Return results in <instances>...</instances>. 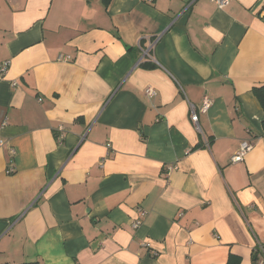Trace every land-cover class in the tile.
I'll use <instances>...</instances> for the list:
<instances>
[{
    "label": "crops",
    "instance_id": "1",
    "mask_svg": "<svg viewBox=\"0 0 264 264\" xmlns=\"http://www.w3.org/2000/svg\"><path fill=\"white\" fill-rule=\"evenodd\" d=\"M4 62L0 264H252L264 0H0Z\"/></svg>",
    "mask_w": 264,
    "mask_h": 264
},
{
    "label": "built area",
    "instance_id": "2",
    "mask_svg": "<svg viewBox=\"0 0 264 264\" xmlns=\"http://www.w3.org/2000/svg\"><path fill=\"white\" fill-rule=\"evenodd\" d=\"M148 3H152L153 0H147ZM213 2L216 4V6H218L219 8L224 7L227 3L228 0H213ZM158 41V39H156L154 42H151L148 46V48L146 50H143V54L145 56H149V53L151 50H154V46L156 44V42ZM9 67V62H4L2 64V66L0 67V78H2ZM145 95L148 97H154L156 95L155 91L152 88H146L145 89ZM40 101V100H39ZM211 106V101L207 98H204L201 106L199 109L196 110V108L193 105H190V121L191 123L194 125L195 129L197 131H199V125L198 124V113H206L208 112V109ZM5 125L2 122V126ZM59 131L62 132L63 129L60 127ZM62 137H59V140H61ZM4 145V140H0V148ZM110 145L108 144L107 147H109ZM253 144L249 141H242L239 145V148H237L238 150L235 152V154L231 157L230 159V163L231 164H236V163H240L241 161H243L244 157L247 155L248 152H250V150L252 149ZM10 153L13 154L14 150L10 148ZM101 165V163H100ZM171 170V168L169 169V171ZM8 174L13 173V169L12 168H8L7 169ZM145 215L144 211H141L140 216L143 217ZM140 224V221H136L132 224L133 228H137ZM144 247H149L150 244L148 243H144L143 244ZM262 250V249H261ZM262 252V251H261Z\"/></svg>",
    "mask_w": 264,
    "mask_h": 264
},
{
    "label": "trees",
    "instance_id": "3",
    "mask_svg": "<svg viewBox=\"0 0 264 264\" xmlns=\"http://www.w3.org/2000/svg\"><path fill=\"white\" fill-rule=\"evenodd\" d=\"M110 1L111 0H102L104 7H107ZM142 67L154 68V65L146 63V64H143ZM252 93L264 112V84L253 87ZM261 126H262V131L264 133V120L262 121ZM261 251H264V246H260L259 244L256 245V247L252 250V253H251L252 264H258L259 255ZM225 264H241V259L239 256H236L234 254H229Z\"/></svg>",
    "mask_w": 264,
    "mask_h": 264
}]
</instances>
